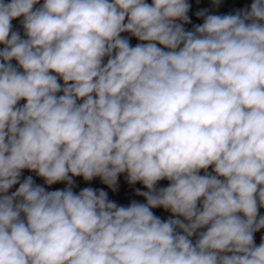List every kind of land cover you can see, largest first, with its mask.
Returning <instances> with one entry per match:
<instances>
[{
	"label": "clouds",
	"instance_id": "clouds-1",
	"mask_svg": "<svg viewBox=\"0 0 264 264\" xmlns=\"http://www.w3.org/2000/svg\"><path fill=\"white\" fill-rule=\"evenodd\" d=\"M38 3L0 0V264H264V0L193 31L186 0ZM124 172L146 204L72 191Z\"/></svg>",
	"mask_w": 264,
	"mask_h": 264
},
{
	"label": "trees",
	"instance_id": "trees-1",
	"mask_svg": "<svg viewBox=\"0 0 264 264\" xmlns=\"http://www.w3.org/2000/svg\"><path fill=\"white\" fill-rule=\"evenodd\" d=\"M58 82L63 86V80L59 77ZM62 94V92L57 93V96ZM81 102L82 100L78 101V103ZM24 104H21L19 107L23 106ZM203 171L204 169H201L199 174L201 175ZM21 174L23 175L24 179L29 176L32 177L34 184L44 187L46 191L65 190L69 187L66 181H60L52 185H48L46 184L44 178L40 177L35 171H30L28 169L21 170ZM69 175L71 176V174ZM71 178L73 180L71 188L74 194H79V192L84 188H92L97 193L101 190L105 191L107 193L108 200L116 203L117 206L128 207L133 202L140 204L147 203V200L144 196L137 194V190L140 192H147L148 189L143 185L142 182L139 181L135 183H129L127 172L118 174L115 189L105 184L100 177H94L91 180H85L82 176H72ZM170 183L171 182L169 180L163 179L157 182L155 188L157 190L160 188H166ZM151 211L162 221H166L170 218H179L175 217L170 210H166L163 207L153 208Z\"/></svg>",
	"mask_w": 264,
	"mask_h": 264
},
{
	"label": "crops",
	"instance_id": "crops-1",
	"mask_svg": "<svg viewBox=\"0 0 264 264\" xmlns=\"http://www.w3.org/2000/svg\"><path fill=\"white\" fill-rule=\"evenodd\" d=\"M186 2L190 5L189 11L187 13L189 17V22L183 23L182 21H179V20L176 21V23H182L186 31H193L195 26L201 25L204 22L205 16L197 15V13H200V12H204L206 15L224 16V15H234L237 12L241 10H245V9L250 10L249 5L246 2H242L240 0H219L218 3H214V0H210L207 2L202 1V0H186ZM121 37L128 39L130 46H133V47L139 43H146V42L139 41L131 33H127V32L121 33ZM157 46L162 47L159 44ZM107 59L108 57H104L103 63H107ZM10 63H12L14 67H17L19 71H22V69H19L17 61L12 60ZM52 74H55V73H52ZM24 103H26L25 100H20L17 104V107H19L21 104H24ZM207 172L212 175H215V173L213 172V166H209V168L207 169ZM204 174H205V170L201 173V175H204ZM19 179H20V182L24 181V177L22 174L20 175ZM18 187H19V184L14 185L12 188L9 189L7 194L10 195L12 192H15V190ZM198 207H202L201 202H198ZM258 210L264 211V207H259ZM179 218L183 220V217H179ZM180 231L181 230L178 229V232ZM201 231H206V228L198 230V232H201ZM196 238H197V235H194L192 237L193 242H195ZM259 245L260 243L256 244V246H259Z\"/></svg>",
	"mask_w": 264,
	"mask_h": 264
},
{
	"label": "built area",
	"instance_id": "built-area-1",
	"mask_svg": "<svg viewBox=\"0 0 264 264\" xmlns=\"http://www.w3.org/2000/svg\"><path fill=\"white\" fill-rule=\"evenodd\" d=\"M202 1H210V0H202ZM242 2H246L249 7L251 6V4L254 2V0H240ZM44 0H39V3L37 5H34V8H38L40 7L41 4H43ZM147 3L151 4L152 0H146ZM23 19V17H19L14 19L13 21H11L12 24V30L16 31L20 34L22 39H26L27 37L25 36V32H24V28L21 24V20ZM4 45L0 44V49H3ZM167 51V49H166ZM239 215H243L242 213ZM260 216H264V211L263 210H258V218ZM254 243L255 245L258 243L262 242V238H264V228L259 229L258 231H256L254 234Z\"/></svg>",
	"mask_w": 264,
	"mask_h": 264
}]
</instances>
